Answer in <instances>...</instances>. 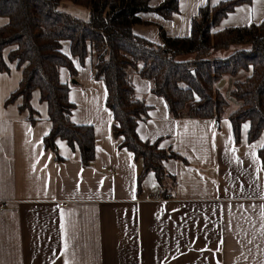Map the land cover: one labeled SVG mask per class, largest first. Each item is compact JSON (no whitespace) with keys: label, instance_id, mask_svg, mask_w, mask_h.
I'll list each match as a JSON object with an SVG mask.
<instances>
[{"label":"crops","instance_id":"crops-1","mask_svg":"<svg viewBox=\"0 0 264 264\" xmlns=\"http://www.w3.org/2000/svg\"><path fill=\"white\" fill-rule=\"evenodd\" d=\"M147 1L154 7L163 0ZM219 2L178 0L169 17L137 12L140 22L131 31L156 44L158 28L170 37L188 36L198 8ZM263 19L264 0H243L214 30ZM6 22L1 15L0 26ZM10 48L2 51L8 69L0 70V264H264V166L257 155L264 133L248 142L246 120L235 142L227 116L239 106L229 95L231 84L250 68L215 83L232 107L223 109L217 124L213 118L170 117L164 100L151 91L152 81L128 70L134 96L148 106L146 119L135 127L138 137L170 147L185 160H163L175 178L171 194L146 199L158 182L150 171L138 177L143 162L119 148L121 138L110 133L114 119L104 105L103 82L93 76L90 52L81 63L61 40L75 68L74 75L58 69L75 106L70 120L91 125L94 134V156L81 164L79 150L65 139H55L59 158L43 149L51 121L37 89L29 100L33 122L28 109L17 108L20 96L4 103L21 76L7 59Z\"/></svg>","mask_w":264,"mask_h":264},{"label":"trees","instance_id":"trees-1","mask_svg":"<svg viewBox=\"0 0 264 264\" xmlns=\"http://www.w3.org/2000/svg\"><path fill=\"white\" fill-rule=\"evenodd\" d=\"M60 1L0 0V16L7 18L0 26V70L8 69L2 60L6 46L11 47L7 59L21 69L18 85L4 103L20 96L17 108L28 109L33 122L29 100L31 91L38 90L51 121L42 140L43 149L52 151L55 158H59L57 137L79 150L81 164L94 156L92 126L70 120L75 106L68 99L67 85L59 80L58 69L64 66L74 75L75 68L61 51V40L68 41L70 55L81 63L90 52L93 76L103 82L104 105L114 119L110 133L121 138L119 148H126L143 162L138 177L152 172L165 195L171 194L169 187L174 186L175 178L165 171L162 161L185 160L170 147L160 148L157 141L150 143L138 137L135 127L138 120L146 119L148 106L134 96L128 70H136L140 77L152 81L150 89L164 100L170 117L218 120L227 101L215 83L224 74L233 77L238 70L250 68L248 75L231 84L229 95L239 106L227 116L235 142L240 124L246 120L248 142L264 133V19L214 30L226 12L243 0H221L199 7L188 36L170 37L158 28L161 44L131 31L134 22H140L136 13L153 10L169 17L177 11L178 0H163L154 7L147 0H65L86 7L87 19L59 9ZM231 47L223 56L214 55ZM262 144L257 155L264 166V140Z\"/></svg>","mask_w":264,"mask_h":264},{"label":"rangeland","instance_id":"rangeland-1","mask_svg":"<svg viewBox=\"0 0 264 264\" xmlns=\"http://www.w3.org/2000/svg\"><path fill=\"white\" fill-rule=\"evenodd\" d=\"M59 9H63L65 11H69L71 13V15L73 16H77L79 18H83V19H87L88 17V10L86 7L82 6V5H78V4H73V3H69L65 0H61L60 1V6L58 7ZM78 11V13H76ZM229 95L226 94V97H228ZM228 104H226V106L224 107V112L226 110L231 109V98H228Z\"/></svg>","mask_w":264,"mask_h":264},{"label":"built area","instance_id":"built-area-1","mask_svg":"<svg viewBox=\"0 0 264 264\" xmlns=\"http://www.w3.org/2000/svg\"><path fill=\"white\" fill-rule=\"evenodd\" d=\"M102 169H105V166L102 167ZM108 171H112L111 168H109ZM133 192L136 194L137 193V189H134ZM170 196V194L165 195L164 192L161 190V188H157L154 190V193L152 194H148L146 195V199H164V198H168ZM4 206L3 203H0V208H2Z\"/></svg>","mask_w":264,"mask_h":264},{"label":"water","instance_id":"water-1","mask_svg":"<svg viewBox=\"0 0 264 264\" xmlns=\"http://www.w3.org/2000/svg\"><path fill=\"white\" fill-rule=\"evenodd\" d=\"M191 73H192V71H191ZM215 123H216V124L218 123V120H217V119H215Z\"/></svg>","mask_w":264,"mask_h":264}]
</instances>
